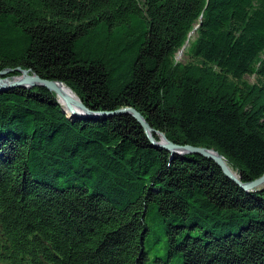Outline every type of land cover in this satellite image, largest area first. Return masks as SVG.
Wrapping results in <instances>:
<instances>
[{
    "label": "trees",
    "instance_id": "1",
    "mask_svg": "<svg viewBox=\"0 0 264 264\" xmlns=\"http://www.w3.org/2000/svg\"><path fill=\"white\" fill-rule=\"evenodd\" d=\"M18 67L264 175V0H0V71ZM162 240L157 264H264V185L130 114L0 92V264H146Z\"/></svg>",
    "mask_w": 264,
    "mask_h": 264
},
{
    "label": "water",
    "instance_id": "2",
    "mask_svg": "<svg viewBox=\"0 0 264 264\" xmlns=\"http://www.w3.org/2000/svg\"><path fill=\"white\" fill-rule=\"evenodd\" d=\"M17 72V75L7 76L12 72ZM66 86L72 93V89L68 87L63 81L59 80H52V79H45L39 76L38 74L32 72L31 69H25L22 67L18 68H7L0 71V92L7 91L9 89L15 87L21 88H35V87H43L52 91L59 95L63 101L65 102L66 106H63V110L68 114L70 118H80L86 119L89 117H98V116H117L123 114H130L133 116L143 127L145 130L148 138L152 142L153 146L162 147L169 150L172 154L178 155H201L207 159H211L216 162L223 172L236 182L240 187H242L245 191H250L257 189L264 185V175L260 178L251 181V182H242L239 175L234 173L227 162L225 161L224 157L214 149H208L206 147H197L192 145H180L171 141L164 132L154 129L150 126L144 116L134 107H124L120 108L115 111H93L89 109L83 101L74 93L75 96L70 95L69 93L64 90L63 86ZM60 102V101H59ZM154 133L160 136V140H157L154 137Z\"/></svg>",
    "mask_w": 264,
    "mask_h": 264
},
{
    "label": "rangeland",
    "instance_id": "3",
    "mask_svg": "<svg viewBox=\"0 0 264 264\" xmlns=\"http://www.w3.org/2000/svg\"><path fill=\"white\" fill-rule=\"evenodd\" d=\"M188 46H184V49L181 50L180 53H178L177 57L175 58L178 62L179 61H186L188 58L185 57L184 55V50H187ZM185 50V51H186ZM184 52V53H183ZM16 72V71H15ZM17 75V74H16ZM244 80H246V82H248L249 84H253L255 83L256 80V75L252 74V75H247L244 77ZM101 117V116H99ZM160 137V136H159ZM166 255V249H165V244H164V240L154 244L150 251H149V256H148V260L146 261V264H157L156 263V259L157 258H161V257H165ZM168 264H179L178 260H176L175 258L172 259Z\"/></svg>",
    "mask_w": 264,
    "mask_h": 264
},
{
    "label": "bare ground",
    "instance_id": "4",
    "mask_svg": "<svg viewBox=\"0 0 264 264\" xmlns=\"http://www.w3.org/2000/svg\"><path fill=\"white\" fill-rule=\"evenodd\" d=\"M18 76H21V75L19 74V75H17V77H18ZM63 88H64V90H66L67 93H69V94L72 95V96H75L74 93H72V92H71V91H70L65 85L63 86ZM56 96H57L58 101H60L61 105L65 107L66 104H65V102L63 101V99H62L59 95H57V94H56ZM229 167H230V166H229ZM230 169H231L234 173H236L231 167H230Z\"/></svg>",
    "mask_w": 264,
    "mask_h": 264
}]
</instances>
